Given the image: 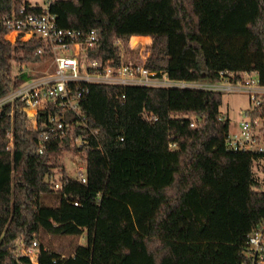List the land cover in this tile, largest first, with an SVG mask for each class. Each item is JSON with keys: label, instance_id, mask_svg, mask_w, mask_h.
I'll list each match as a JSON object with an SVG mask.
<instances>
[{"label": "trees", "instance_id": "16d2710c", "mask_svg": "<svg viewBox=\"0 0 264 264\" xmlns=\"http://www.w3.org/2000/svg\"><path fill=\"white\" fill-rule=\"evenodd\" d=\"M12 7L0 0V98L30 77L13 74V61L45 57L36 51L42 39L5 37ZM51 9L60 26L99 29L93 56L118 58L116 38L128 47L147 35V66L171 78L217 82L224 72L236 81L255 71L264 84V0H53ZM81 88L88 126L73 123L63 143L46 137L59 107L40 111L37 128L20 98L0 109V264H244L247 235L264 217V152L228 147L223 92ZM254 113L264 114V102ZM78 135L88 143L77 145ZM66 152L85 161L86 182L68 173ZM51 174L63 182L53 204L43 199L54 191ZM48 236L70 237L68 252ZM35 239L38 263L25 252Z\"/></svg>", "mask_w": 264, "mask_h": 264}, {"label": "built area", "instance_id": "2783aa9c", "mask_svg": "<svg viewBox=\"0 0 264 264\" xmlns=\"http://www.w3.org/2000/svg\"><path fill=\"white\" fill-rule=\"evenodd\" d=\"M52 1L45 0V3L41 5L31 2V0H13L11 12L4 17V24L8 27L5 34L7 39L11 42L18 39H42L44 44L39 46L36 51L44 54L45 57L49 56L52 60L50 69L38 77L30 74L25 63H21L17 73L27 72L30 77L18 85H13L10 91L0 98V109L4 104L8 102L13 104L17 98H20L24 101L22 107L26 112L29 124L33 128H37L40 111H51L52 107H59L55 115L51 113L49 116V120H54L56 124L46 137L50 133L58 135L63 143V139L68 135L73 123L77 126H88L80 105L83 96L81 88L83 82L122 86L238 89L248 93L253 103L250 109L247 108L243 111L237 129L229 130L226 135V143L228 147L236 150L264 152V114L254 113L257 107L264 102V84L260 82L257 72H246L243 78L236 81L231 78L233 73L225 76L224 72L221 73V80L217 82L174 79L166 71L155 70L147 66L151 51L144 49L146 45L140 49L139 55L133 57V48L135 49L138 45L132 43L133 36L128 42V47L121 38L115 39V44L120 47L118 58L93 56L90 51L96 48L100 42L99 29L93 27L83 30L60 26L57 13L51 9ZM147 37L150 39L146 43L150 45L152 37ZM66 111L76 112L78 119L76 121L62 119ZM145 116L157 119V116L148 112H145ZM96 133L97 129H89L88 134ZM11 140L13 141V136ZM74 141L79 146L88 143V139L83 135L76 136ZM78 167L77 178L86 182L85 161L81 162ZM46 181L53 186V193L56 194V199L53 200L55 203L58 200L60 189L63 188L60 174H51L46 178ZM75 204L78 202L75 201ZM25 252L34 263H38L40 252L38 239L25 248ZM244 253V264H264V217L248 233Z\"/></svg>", "mask_w": 264, "mask_h": 264}, {"label": "rangeland", "instance_id": "374dc122", "mask_svg": "<svg viewBox=\"0 0 264 264\" xmlns=\"http://www.w3.org/2000/svg\"><path fill=\"white\" fill-rule=\"evenodd\" d=\"M33 3L38 4H44L45 0H31ZM142 38V41L139 42V40ZM147 35H136L133 37V44L138 43L137 47L133 48V57L140 54V49L144 45V49H150L151 51V44H147L146 41H149V38H145ZM152 43V40H151ZM148 45V46H147ZM51 58L49 56L42 58L41 60L34 61V62H24L27 68H29L28 72L35 77L44 75L51 66ZM20 64L17 61H13V68L12 73L16 74L20 68ZM223 92V103L221 105V111L224 115L227 114L229 116L231 121V131H234L237 129L238 122L241 119L242 113L244 110H246L248 107L251 106L253 101L250 99L249 94L238 90V89H220ZM65 162L68 173L73 176L77 177L78 174V165L81 164V162H84L80 156H76L75 154H72L71 152L65 153ZM258 171L261 173L262 167L259 165L256 167ZM44 201L46 203L52 204L54 203L53 200L56 199L55 193H47V195H44L43 197ZM48 238L51 240V246L57 248L59 251L67 253L69 250V242L70 237L67 236H48ZM76 243H85L86 242V234L83 233L80 237H78L75 241Z\"/></svg>", "mask_w": 264, "mask_h": 264}, {"label": "bare ground", "instance_id": "6f19581e", "mask_svg": "<svg viewBox=\"0 0 264 264\" xmlns=\"http://www.w3.org/2000/svg\"><path fill=\"white\" fill-rule=\"evenodd\" d=\"M138 36V35H137ZM134 37V36H133ZM145 38H148V37H145ZM142 41V37H141V39L139 40V42H141ZM138 42V43H139ZM132 43H133V38H132ZM138 43H136V44H138ZM136 44H134V45H136Z\"/></svg>", "mask_w": 264, "mask_h": 264}, {"label": "crops", "instance_id": "0c3cea01", "mask_svg": "<svg viewBox=\"0 0 264 264\" xmlns=\"http://www.w3.org/2000/svg\"><path fill=\"white\" fill-rule=\"evenodd\" d=\"M134 36H136V35H134ZM143 38V37H142Z\"/></svg>", "mask_w": 264, "mask_h": 264}]
</instances>
